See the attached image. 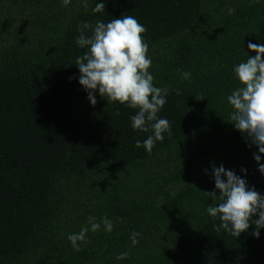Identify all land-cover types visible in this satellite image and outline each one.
<instances>
[{
  "label": "trees",
  "instance_id": "16d2710c",
  "mask_svg": "<svg viewBox=\"0 0 264 264\" xmlns=\"http://www.w3.org/2000/svg\"><path fill=\"white\" fill-rule=\"evenodd\" d=\"M101 2L104 11L94 13ZM87 3L85 11L84 0H0V264H264V228L257 238L252 224L239 239L214 230L212 168L188 177L207 155L224 152L216 166L264 195L258 148L231 122L227 101L240 86L234 66L256 55L248 43L264 44V0ZM123 15L146 26L149 71L155 86L169 88L158 116L172 134L151 153L135 147L153 134L132 128L137 110L98 90L92 105L75 64L87 51L76 44L78 26ZM89 216H107L114 228L101 222L76 251L68 236Z\"/></svg>",
  "mask_w": 264,
  "mask_h": 264
},
{
  "label": "clouds",
  "instance_id": "9594fccd",
  "mask_svg": "<svg viewBox=\"0 0 264 264\" xmlns=\"http://www.w3.org/2000/svg\"><path fill=\"white\" fill-rule=\"evenodd\" d=\"M61 2L66 7L71 0ZM83 6L87 11V0H84ZM104 9L105 3L101 2L96 3L92 11L99 13ZM234 12L235 9H229L230 14ZM87 30H91V34H87ZM78 32L76 44L87 51L76 58L75 64L80 72L79 83L88 92L91 104L97 103L95 93L98 90L109 103L119 102L136 109V114L130 118L132 128L144 132L151 129L153 134L142 142L136 140L135 147H143L151 153L156 142L164 140V133L169 136L172 133L171 122L158 116L167 103L169 88L155 86V77L149 71L152 59L149 44L143 35L147 32L146 26L134 16L123 15L107 23L102 20H97L94 25L82 22ZM247 47L256 55H249L246 61L234 66L233 71L240 86L227 96V101L233 109L231 122L250 141L249 147L255 145L258 148V153H253V156L259 171L264 174V163H260V154H264V44L249 42ZM190 76V72L182 71L183 79ZM176 93L179 95L180 90L177 89ZM241 171L246 173L247 169L242 168ZM212 173L219 195L216 191L206 194L213 201H220L218 205L211 204L207 208V213L220 221L213 226L214 230L220 232L223 229L238 238L255 224L254 235L259 238V229L264 228V195L255 186L249 187L245 178L234 170L226 169L222 163L218 167L213 163ZM101 222L106 231L113 230L114 225L107 216L102 217L100 222L95 216H89L79 233L69 234L72 247L80 251L81 244L90 243L87 233L100 230ZM140 236V232L133 231L130 237L133 245L139 243ZM129 255V252H125L117 259Z\"/></svg>",
  "mask_w": 264,
  "mask_h": 264
},
{
  "label": "rangeland",
  "instance_id": "374dc122",
  "mask_svg": "<svg viewBox=\"0 0 264 264\" xmlns=\"http://www.w3.org/2000/svg\"><path fill=\"white\" fill-rule=\"evenodd\" d=\"M223 157H224V152H215L207 155L191 171L188 177H190L192 181H197L199 180V178L201 179L207 172H210L209 170L212 168V164L215 163V165H218V163L222 160ZM205 169H207V172L205 171ZM238 239L234 240V242H236L235 247L237 248V250L240 248L239 246H243V243ZM260 246H262V242L259 240V244L257 245V248H259Z\"/></svg>",
  "mask_w": 264,
  "mask_h": 264
}]
</instances>
